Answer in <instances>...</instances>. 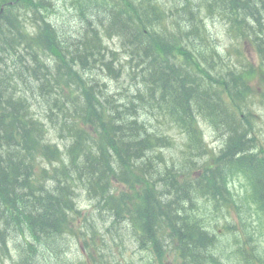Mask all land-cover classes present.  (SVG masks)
<instances>
[{"label":"trees","instance_id":"trees-1","mask_svg":"<svg viewBox=\"0 0 264 264\" xmlns=\"http://www.w3.org/2000/svg\"><path fill=\"white\" fill-rule=\"evenodd\" d=\"M21 1L27 2V4H21V6L16 4L8 7L0 15V19H2L0 23V224L7 229V232L3 231L5 229L0 230V246L4 249L6 242H8L9 245H19V237L23 236L25 238V234H33L37 246L47 247L50 245V248H52L55 242L49 241V235H51V232L56 234V229L58 230L57 232L67 229V221L65 219L63 220L62 217L70 207L74 208L79 204V199L81 198L78 197V194H83L89 199L96 200L95 204L103 206L104 214L111 218L110 227L107 226V228H105L106 221L99 225L96 218L92 219V226L88 227L86 232L82 233L84 237L87 236L85 242L87 244L90 243L88 247L92 251V261L95 264H110V262H108V256L110 254V248L113 247L112 239L119 243L125 242V236L119 233V229L115 228V225L123 221L127 222V225L135 234H137V231L139 232L137 235L140 236V242L142 244H145L146 247L154 244V247L160 250L162 255L170 253L172 250H177L172 243H169L164 248L160 245L159 239L166 236L164 225L167 227L168 223L171 226L170 231L173 234L184 233L186 237L190 238L189 240L191 242L192 238L196 239L197 242L201 241V245H187L183 249L177 250L182 255L184 263L209 264L211 262L210 258L212 257V252L216 249L217 242L211 239L213 233L207 232L201 227L200 221H204L207 215L204 212L203 216L197 209L192 212H185V210L186 204L192 201V195L198 190H201L202 192L200 194L203 195H210L212 197L221 196L220 174L217 170H211L209 173H215L216 179L214 178L215 176L213 179L207 177L203 180V185L200 187L196 185L193 172H182L186 174L188 184L192 185L189 191L188 185L184 182H180L181 177L175 165L166 166L167 159L162 151H160V157L158 159V163L161 162L165 164L162 170L153 172L152 166L148 162H135L134 164L127 162L133 155L130 150L132 147H136L140 150L148 146L151 147L152 145H162L161 148H167L168 146L167 139L163 137V135H158L160 136V140H157L155 138V133L153 134L154 138H147L145 131H141L139 135H137L138 132H135L128 134L126 137L120 136L119 133L126 134L133 127L136 128V125L131 121L128 114L123 113L120 115V112L123 110L120 105L110 107V112L113 113L114 116L112 120L114 121H111V124L104 127L106 142L96 145V141L92 142V144L87 141H80L77 145L73 146L71 151L66 155L71 165H59L58 158L61 149L67 144H70L67 137L75 135L72 131L73 128L71 127L69 129L68 136L66 135V129H63L64 132L62 131L60 137L47 140V127L33 121L29 117L30 113L27 111V106L34 103L41 106L44 111L47 103V109L49 110L48 102L45 100H47L48 97H60L61 101L72 108L75 114L78 111H84V117H87L89 122L90 119L87 113H89L94 102L97 100L94 93L95 90L93 91L92 87L85 84V79L78 71L73 69V60L66 59L65 53H72L70 50V46H73V44H70L71 41H65L67 49L69 50H64L60 43L56 45L54 39H50V37L47 38L49 32L56 30L55 23L46 18V15L43 14L44 11L51 10L53 6L52 2L50 0H36L35 4L38 8L43 10L42 12L33 4V1ZM81 1L82 0H78V2ZM255 1L256 4L254 8L249 6L251 0H184L182 4L174 5V13L178 17L190 15L191 18L194 12H196V15L201 11H205L208 15L220 12L223 20L227 21L229 15L233 17L231 25L237 30L243 27H248V29H250V25L248 24L250 20H252L254 25L260 26L259 17L256 15L257 11L260 9L264 12V0ZM4 2L5 0H0V6L4 4ZM140 2L147 3V8L143 6L137 8L133 5H129V0H84L79 5V12L83 16H91L94 18V21L93 18H91L87 22V29H85L84 33L93 34L94 40L92 41L91 48L95 50L96 48L98 49L99 44L103 43L99 41L98 27L102 25L107 35L113 33L110 28L119 29L115 32L116 35L128 38L130 36L132 38V42L128 44L129 47H136L138 49L139 46H142L141 52L134 54L138 60L132 57L135 64L138 66L142 60L143 64H146L147 61L150 68V61L153 55L156 54V51L159 52L165 61L164 65L169 69L172 68V72L163 70L156 74L154 86H149V92L146 97L151 95L155 98L158 93H163L162 97L166 99L164 93L171 92V98L175 96L177 89L179 90L181 85L182 87L186 88L187 86L189 88L193 81L202 78V75L200 71L195 68L188 69V60H190L192 54V52H189L188 47L183 45L176 38L172 42V40L169 39L172 35H166L164 31L159 32V26L157 25L155 27L154 21L149 19L151 18V14L156 11L153 0H141ZM117 9H119L120 12L117 13L115 11ZM144 10L148 12V15L141 20L138 19L139 16L143 14ZM120 18L125 20L127 26L124 23H119ZM4 19L8 20L6 21ZM28 21L33 22L36 26L34 32L36 35L33 39L24 36L23 30L16 31L17 26L26 28L25 22ZM111 22L112 24L110 26ZM106 23L108 24L106 25ZM116 23H119V25L117 26ZM148 24L154 25H150L147 29L146 25ZM153 27H155V29H153ZM40 28H43V31L40 30ZM95 30L97 35L94 32ZM198 33L201 34L195 22L194 31H191L185 36L194 38ZM183 34L184 33H178L179 36ZM16 38L19 39L18 44L24 42L27 48H29V46L25 42L26 39L32 40L30 42L31 45H34V47L38 48L43 53H52L55 57V62L54 65L50 67V70L52 69L58 72L64 69V73L57 77L54 76L56 80L54 79L53 81H51V77V79L48 80L45 78L51 75L49 71L43 74L45 80H39V76L32 73L27 74L25 77L27 62L24 58L21 59L19 53L16 54L17 52L12 49V44H14ZM78 45L81 46L82 50L76 47L75 54H72L79 59L80 67L84 69V67H87L88 59L92 58L93 55H88L89 51H86L87 45ZM257 50L264 59V42H259ZM5 53H8V58H6V60H8L7 63L5 58H2ZM32 62L36 68H39V65H37L34 60ZM40 68L44 70L42 66H40ZM105 68L110 74L115 71V68L110 69L109 66H105ZM148 73L150 75L152 74V72ZM2 76L3 78H1ZM163 79L168 81L166 85H163L161 82ZM30 80H33L34 84L39 80L37 83L38 89L35 88L33 91L32 94L35 95L30 94L31 96L29 98L28 96L23 97L24 94L30 90L27 88V84L30 83ZM183 81L184 83H182ZM230 90L232 91L233 88L231 87ZM81 91L84 93L80 94ZM101 92L105 94L104 90ZM74 93H76V95H74ZM46 96L47 98L44 99ZM197 97L202 98V95L198 94ZM27 98L30 100L28 101ZM64 98L66 101H64ZM173 99H176L173 100L174 103H178L177 98L173 97ZM209 100L212 99L209 98ZM83 103L84 105L82 108L81 105ZM53 106V109H55L58 115L60 112L58 100L55 101ZM199 107L198 110H200ZM132 108L133 106L131 109ZM172 112L181 119V124L186 123L190 126V131L193 134L194 119L192 112L190 111V116L187 119L183 118L182 111L179 109L174 108V110H170V114ZM119 119L121 124H116L115 121ZM48 120L52 128L55 119L49 115ZM113 122L115 125H113ZM242 128L243 125L241 122L221 113V132L222 134L225 133V136L233 138L230 141L231 153H243L240 155L242 158L236 160V163L241 166L248 165L247 169H249L252 174H255L253 182L256 199L260 210L264 213V176L257 174V172L260 174L264 173V158L257 157V154H245L248 149H251L252 144L251 140H243V136L239 135ZM136 130L139 129L136 128ZM228 132L231 133L229 134ZM43 140L45 141L43 142ZM162 141L164 142L162 143ZM110 142L111 145H108ZM41 151L43 154L42 157L48 158L53 171L52 175H49L51 173V171H49L48 175H45L47 176L46 178H44L45 176L43 177L36 174L37 171L28 163L34 153ZM79 152H83V159ZM231 153L226 154V159ZM111 155H113L115 159L123 161L122 164L112 162L113 158ZM124 167H131V171L122 182L127 184L132 178L133 180L130 184V188L134 192L121 196L119 194L117 196L114 195V192L106 188L103 190L104 177L109 172L116 170V172L122 174L124 173ZM150 172L153 176L150 175ZM42 178H44L43 181H41ZM139 183H142L143 187L136 190L135 186ZM158 186L162 188L160 191L156 189ZM37 190L40 191L35 195L33 192ZM47 210H52L55 215L59 216V220L54 223L56 229H54V226L52 228V225H48L41 220ZM102 217L101 215L100 218ZM177 218L180 220L179 226L176 225V222L179 221ZM10 232L17 234V237H11L12 239L10 237L7 238ZM112 233H115L114 236ZM105 236L108 238L104 239ZM25 251H27L28 254H32L37 253L38 250L35 245H28ZM46 260L47 262H51L57 259L49 257ZM254 260L255 259L252 257L251 261L253 262ZM258 260L264 264V258L262 259L260 257Z\"/></svg>","mask_w":264,"mask_h":264},{"label":"rangeland","instance_id":"rangeland-1","mask_svg":"<svg viewBox=\"0 0 264 264\" xmlns=\"http://www.w3.org/2000/svg\"><path fill=\"white\" fill-rule=\"evenodd\" d=\"M49 1V0H48ZM52 2V8L51 10L53 11V9H55V11H53V13H51V15L49 16L48 19H50L51 21H53V23H55L56 25V30H52V32H49L47 34V38L50 37V39H56V38H70L71 42L70 44H73V46H70V50L72 53L75 54V49L76 47H79V50L81 48L80 45H87V50L86 51H90L91 50V44L92 41L94 40L93 38V34H89V33H84V24L79 21V19L76 16V12L73 13L72 9L69 10L71 7L68 4V2H66L65 0H54V3L52 0H50ZM19 4L21 6V4H27V2H20V3H16ZM33 4L37 7V5L35 4V1H33ZM134 7H140V3H136L133 2ZM255 4L256 1L255 0H251V4L249 5L250 7H254L255 8ZM38 8V7H37ZM67 8V9H66ZM69 8V9H68ZM40 11L43 12V10H41L40 8H38ZM117 13L120 12L119 9L115 10ZM43 14H45L43 12ZM46 15V14H45ZM218 15V14H216ZM256 15L259 17V23H260V29L257 30L256 26L253 24L252 21H250L248 24L250 25V29H246L245 27H243V29H241L239 31V33L236 34H231L229 35V33L226 31L225 27L229 29L230 26H224L220 21L216 20V19H209L208 20V24H207V29H208V40H209V44H207V46L209 48H212V46H218V52L221 54V56L219 58H216L212 52L210 51L208 53V50H206V48H203L201 46H196L197 42L200 41L201 34L198 33L197 36H194V38H187V37H182L183 41H187V42H193L195 46H191L188 48L189 52H192L193 54H195L197 56V58H200L202 60L205 61L206 64L211 63L213 61V63L210 66V70L212 71V73H214V77L215 78H219L220 79V86H219V90L223 93H227L231 96V99L234 103H236V106H242V105H246V108L248 109V112H244V113H249L252 112V114L255 117V126L253 129V132L257 133L259 132L261 135V139H259L258 145L260 147H264V77L260 76L258 73H256L254 71V68L256 67H260V61L258 59V56L255 53V45H254V37H257L259 40H261L262 42H264V12L263 10H258ZM93 18V17H92ZM233 19V18H232ZM4 20H8V19H4ZM94 21V18H93ZM210 22V23H209ZM212 22V23H211ZM120 24L124 23L125 24V20L123 18H120L119 21ZM119 23H116V25L118 26ZM108 23H106L107 25ZM112 23H110L111 25ZM126 25V24H125ZM127 26V25H126ZM187 26V27H186ZM98 32L99 35L101 34L102 38L105 35V32H103V27L102 25L100 27H98ZM245 28V29H244ZM94 29V28H93ZM190 29V22L188 21V17L186 18V20L179 26V28H177V34L178 33H183V32H188ZM22 27H16V31H21ZM40 30L43 31V28H40ZM119 29L117 28H113V32L115 33L116 31H118ZM248 30V32L246 31ZM179 31V32H178ZM253 32L252 35H250L249 32ZM97 35L96 30L94 31ZM240 32H244V33H240ZM246 33V34H245ZM249 33V34H247ZM40 34V33H39ZM36 35V33L34 35H28L30 37H34ZM105 40V39H104ZM19 39L16 38L14 44H12V49L14 51H16L19 55L21 56V59L24 58L25 61L27 62L28 65L27 68V72L25 73V77L27 76V74L32 73V74H36L37 76H39V80L40 79H44L47 78L51 79V81H53L55 79V77L60 76L61 74L64 73V69L55 72L52 69L49 71V73H51V75L47 76L44 78L43 73L45 70H43L42 68H40V70H37V68H35V65L33 64V60L35 61H42L45 60V62H51L52 65H54L55 62V57L49 53H43L41 50H39L38 48H35L34 45H31V41L32 40H25V42L28 44L29 49L34 48V50L37 51L36 54V58H31L34 57L35 55H33L31 52L28 51H22V48H25L24 44H18ZM100 47H107L106 45H108L110 48H112V45L109 43H106V40L104 41L103 44H99ZM203 46V45H202ZM199 49V50H198ZM69 50V49H67ZM215 55H217V53H215ZM121 56V55H120ZM11 57V55H10ZM9 57V59H10ZM2 58H8V53L3 54ZM95 60V56L93 58ZM115 71L116 73H118L119 71H127L129 74V80L130 83L128 85V93L133 95V99L135 102H133V108L130 109V107L128 106V108L126 109V106L123 105V101L126 99V93H124V88L126 86V82L123 80V78L120 77H113L110 74H108L104 69L101 70V73L99 75H97L96 71L97 69H99V63L98 64H91L88 63V66L86 68V70L88 71L86 73V76H88V74L90 72L93 73V75L91 77L98 79L100 76H103L105 73L107 74V76L109 78H104L101 79L100 82H93L94 84V90L98 92V94H100V89L103 88V90H105V94L103 96L107 97V100H105L106 102L108 101H112V99L108 96H110L108 94V91L110 93L113 92V90H117L119 93H122V96L120 97V99L118 100V103L115 104L114 101L113 104L118 106L121 105L122 107V111L120 112V115H122L123 113H126L130 116L131 121L136 125L135 127L138 128L139 130H136V128H132L129 132H127L126 134L123 133H119L120 136L122 137H126L128 134L130 133H135L138 132L137 135H139L141 133V131H145V134L147 135V138H154V133H155V138L157 140H160V136H158V133H163L161 129H158L155 127L154 123L152 122V120L154 119V117L156 116L154 111L151 109L152 107V98L151 97H146V94H144L143 91H147L149 92V86L151 87L156 79V69L157 66L153 63H151L150 61V68L149 70H146L145 72H152L150 77L147 78H143L142 73L139 71V66L138 65H134L132 66H125V64L120 63L118 60L115 62ZM147 61L146 64H143L141 67L147 68ZM48 65H50V63H47ZM118 65V66H117ZM251 66V68L249 67ZM46 67V66H45ZM124 67V69H122ZM93 69V70H92ZM245 69H251L252 74H251V78L248 80L247 78V74L250 75L249 73L246 74V72L248 70ZM147 72V73H148ZM227 72H230L229 76L226 78L225 74ZM96 73V74H94ZM104 73V74H103ZM184 73V72H183ZM55 76V77H54ZM242 76L244 82H247L248 87H250L251 90H254L255 93L251 92L252 94H255L252 98H247V96L241 94L239 88L243 87L244 82L240 83V84H236L234 83L235 78ZM51 77V78H50ZM39 80L37 81V83L39 82ZM56 80V79H55ZM33 80H30V83L27 84V88L30 89L28 92H26L27 95H24L23 97H27L28 98L31 96L30 94L33 93V91L36 89H38L37 83H33ZM207 77L203 76L202 78L199 79H195L193 81V83L190 85L189 89L193 88V91L191 94H195L198 95L201 93H203L204 95H207V93H213L214 95H216L215 92H213L212 90L214 89L212 87V90L210 89L211 87H209L208 83H207ZM184 83V81L182 82ZM87 84H89V81H87ZM105 84V86L103 85ZM127 87V86H126ZM233 88V90L231 91L230 88ZM187 88L188 87H180L179 90H177V93L175 94V96H173L174 98H177V102H175L178 106H179V110L182 111L183 114V118L187 119L190 116V110H194V100L189 98V95L187 93ZM102 91V89H101ZM84 92L81 91L80 94H83ZM104 93V92H103ZM172 93L168 92V93H164L165 97H166V102L165 103H169V105L171 104V102L173 100V97L170 98V95ZM35 95V94H32ZM151 96V95H150ZM212 97V96H209ZM242 97V98H241ZM46 97H44V99H46ZM213 98V97H212ZM235 98V99H234ZM239 99V100H238ZM30 99H28L29 101ZM58 100V106L60 107V112H63L66 107L64 106V102L61 101L59 99V97L57 98H53V97H48L47 101L48 105H49V110L44 111L47 114L51 115L54 119L57 117V113L55 112V109H53V105L55 103V101ZM155 101H157L154 98ZM64 101H66V99L64 98ZM246 101H248V104L246 103ZM43 104V102H42ZM84 105V103L81 105V107ZM181 107V109H180ZM83 108V107H82ZM129 109V110H128ZM100 109L96 108L95 109V118H101L100 117V113H99ZM231 112H235V109L233 108V106H231L230 109ZM200 112L202 113V115H208L209 112L201 109L200 108ZM65 113V112H64ZM229 117V116H228ZM213 119V118H212ZM208 120L207 117L203 118V121L201 122V126L203 127V145L206 146L208 145V147L212 148V152H210V154H216L219 150L218 147H220V144L222 142V139L226 140V136L222 135L220 132H214L212 128H209L207 125V121ZM72 122V120L68 117H61L60 118V128L61 129H66V135H69V129L72 127V125L70 124ZM126 122V121H123ZM242 122V121H240ZM116 124H121L120 119L115 121ZM115 123L113 122V125H115ZM123 124V123H122ZM242 131V130H241ZM172 136L178 141L180 140V136L178 135L177 132H173ZM216 136V137H215ZM161 143V142H158ZM59 144V143H58ZM108 145H111V142L108 143ZM107 145V146H108ZM150 145V144H149ZM67 149L69 151H71L72 149V145L71 144H67L66 145ZM63 150V149H62ZM131 152L133 153V155L130 157V159L127 161L130 164H134L135 162H148L150 163V165L152 166V170L153 172L157 171V170H162L163 166L165 164L159 162L158 163V159L160 157V153L158 154V152H160L158 149H156V147L154 145H152L151 147H147V148H142L140 150H138L136 147H132L130 148ZM163 155L166 157L167 159V167H169L170 165H172L173 163H170V161L168 160L169 157H178L182 151V148L175 144L169 147H163L161 149ZM113 158L112 162H117L120 164L121 160L115 159L113 157V155H111ZM59 159V158H58ZM110 160V159H109ZM42 166H46L45 164H42ZM258 175L260 176H264L263 174H260L259 172H257ZM151 175V172H150ZM153 176V175H151ZM47 176H45L44 178H46ZM44 178L41 179V181L44 180ZM241 183H243V185L245 184L243 181H241ZM245 188H243V190L241 192H239V194H243ZM82 197L86 198L83 194H81ZM80 197L82 200L83 198ZM58 198L60 199V197L58 196ZM228 204H230V202H228ZM187 211L188 212H192L195 209L191 208V206L189 205V203L187 204ZM231 206V204H230ZM230 206L223 208V211H221V209H219L216 212H212L210 210H208L206 207H201L199 209H197L199 212H201L202 214L205 212L206 213V218L204 219V221H200L201 223V227H203L205 229V223L209 220V222H211L212 225L206 226L208 232L213 233V237L215 238V241L218 242L217 237L219 239H221V248H220V253H221V260H224V258L230 256L232 254V250L234 247V243L232 242L233 237L235 236L234 234H232L230 231H225L224 230V226H234V233L236 234V229L238 227V229H241L238 226V221L240 216H242L245 213V207H247V204L245 206H243V208H241L240 211H237L235 213V215H231L230 212ZM55 208V206H54ZM101 213H103L101 211ZM48 215V216H47ZM105 217V214L103 215ZM204 216V214H203ZM212 216V217H211ZM97 218L96 220H98V224L99 223H103L106 221L105 225H108L111 223V220L107 218ZM43 222L47 223L48 225H53L54 223H56L59 220V216L54 214V211L52 210H47L44 214V216L41 219ZM103 220V221H102ZM100 225V224H99ZM123 225V226H122ZM176 225H180V221L176 222ZM56 226V225H55ZM54 226V229H56V227ZM117 229L121 230V232H124L126 234V230L129 231V233H131V228L127 225V223L121 224ZM56 234L51 232V235H49V241L51 242H55V245H53V248L59 249L61 246H65V244H63L62 242V238L59 235V232H57L58 230L56 229ZM260 229L257 228L256 230V234H259ZM131 235V234H130ZM217 236V237H216ZM10 237H17V235H12ZM53 239V241H52ZM131 236L129 238H126V243L127 241L129 242V240H131ZM229 241L230 246L227 248L226 245V241ZM257 242L260 246L257 247L256 251L259 252L260 254L263 253L264 251V235L259 234L257 236ZM124 243V244H126ZM123 244V245H124ZM68 247H69V252L68 255H66L65 257L68 258L67 259V263L65 264H75L77 262V259L79 260L80 258V251L78 248V245L75 241H73V239L68 241ZM43 249V246L42 248ZM117 253L121 252V248L118 246L117 248H115ZM214 251V250H213ZM169 253L165 254L168 255ZM124 257H126V262H131L132 264H137L138 260L140 259L141 255L136 253L134 248L127 246L125 252L123 253ZM51 257V256H49ZM49 257H47L46 259H48ZM212 257H213V252H212ZM212 257L210 258V260H212ZM232 259L234 257H231ZM49 263H53V264H60V261L54 260L51 261Z\"/></svg>","mask_w":264,"mask_h":264},{"label":"bare ground","instance_id":"bare-ground-1","mask_svg":"<svg viewBox=\"0 0 264 264\" xmlns=\"http://www.w3.org/2000/svg\"><path fill=\"white\" fill-rule=\"evenodd\" d=\"M16 3L17 2H15L14 3V5H16ZM259 5V4H258ZM13 6V5H12ZM260 6V5H259ZM11 7V6H10ZM194 8H195V6H194ZM165 9V8H164ZM4 10L5 9H0V15L4 12ZM195 11V10H194ZM206 14V13H205ZM188 16V15H187ZM250 17V16H249ZM37 20V19H36ZM35 20V21H36ZM208 22V21H207ZM250 22V21H249ZM210 23V22H209ZM212 23V22H211ZM208 24V23H207ZM157 25H155V27H156ZM155 27H153V29H155ZM187 27V26H186ZM226 29V28H225ZM245 29V28H244ZM105 30V29H104ZM177 31V30H176ZM104 32V31H103ZM179 32V31H178ZM156 33V32H155ZM8 34V33H7ZM171 36V35H170ZM169 37V36H168ZM162 39V38H161ZM100 43V42H99ZM5 48V47H4ZM6 49V48H5ZM81 50V49H80ZM77 54V53H76ZM6 60V59H5ZM8 62V60H6V63ZM10 64V63H9ZM123 64V63H122ZM174 64V63H173ZM1 65V64H0ZM17 66H19V65H17ZM22 66V65H21ZM118 66V65H117ZM12 67V66H11ZM14 67V66H13ZM22 68H23V66H22ZM87 68V67H86ZM10 70V69H9ZM25 70V69H24ZM12 71V70H11ZM26 71V70H25ZM166 71V70H165ZM172 72V71H171ZM175 72V71H174ZM104 74V73H103ZM190 74V73H189ZM16 75V74H15ZM174 75V74H173ZM184 76V75H183ZM169 77V76H168ZM180 77V76H179ZM191 77V76H190ZM1 78H3V76L1 77ZM5 78V77H4ZM179 79V78H178ZM23 80V79H22ZM16 81V80H15ZM20 81V80H19ZM171 81V80H170ZM3 82V81H2ZM168 82V81H167ZM34 83V82H33ZM175 83V82H174ZM170 85H171V83H170ZM187 87V86H186ZM6 88V87H5ZM21 88V87H20ZM171 89V88H170ZM103 90V89H102ZM178 90V89H177ZM105 91V90H104ZM170 91V90H169ZM8 94V93H7ZM149 98V97H148ZM242 98V97H241ZM120 99V98H119ZM235 99V98H234ZM239 100V99H238ZM21 107V106H20ZM117 109V108H116ZM119 109V108H118ZM112 110V109H111ZM129 110V109H128ZM21 130V129H20ZM228 131V130H227ZM238 131V130H237ZM236 131V132H237ZM35 132V131H34ZM64 132V131H63ZM229 133V132H228ZM231 133V132H230ZM229 133V134H230ZM225 134V133H224ZM66 137V136H65ZM118 137V136H117ZM117 139V138H116ZM119 139V138H118ZM65 141H67V140H65ZM47 142V141H46ZM49 143V142H48ZM61 149V148H60ZM108 149V148H107ZM97 151V150H96ZM110 151V150H109ZM111 152V151H110ZM87 153V152H86ZM122 153V152H121ZM81 159V158H80ZM95 166V165H94ZM103 167V166H102ZM100 168V167H99ZM90 170V169H89ZM116 170V169H115ZM117 171V170H116ZM99 172V171H98ZM86 174V173H85ZM163 174V173H162ZM61 175V174H60ZM88 175V174H87ZM74 176V175H73ZM83 176V175H82ZM62 178V177H61ZM52 180V179H51ZM68 181V180H67ZM32 182V181H31ZM88 184V183H87ZM10 185V184H9ZM1 187V186H0ZM51 187V186H50ZM82 187V186H81ZM170 187V186H169ZM63 188V187H62ZM203 188V187H202ZM65 189V188H64ZM51 190V189H50ZM2 191V190H1ZM14 192V191H13ZM63 192V191H62ZM43 194V193H42ZM73 194V193H72ZM171 195V194H170ZM71 196V195H70ZM75 196V195H74ZM78 197H80L79 195H78ZM85 197H86V199H89L86 195H85ZM9 198V197H8ZM157 198V197H156ZM184 198V197H183ZM7 199V198H6ZM73 199V198H72ZM92 200H94V199H92ZM184 200H185V198H184ZM80 201L81 200H79V203H80ZM19 203V202H18ZM31 203V202H30ZM38 203V202H37ZM94 203H96V200H94ZM179 204V203H178ZM39 205V204H38ZM26 206V205H25ZM187 204H186V208H187ZM33 208V207H32ZM168 208V207H167ZM37 209V208H36ZM107 210H108V208H107ZM184 210V209H183ZM187 211V209L185 210V212ZM32 212V211H31ZM34 212V211H33ZM26 214H27V211H26ZM30 214V213H29ZM33 214V213H32ZM28 215V214H27ZM30 216H31V214H30ZM48 216V215H47ZM136 216V215H135ZM1 217V216H0ZM104 217V216H103ZM99 218H100V216H99ZM104 218H109L108 216H106L105 215V217ZM97 219V218H96ZM106 219V220H107ZM111 219V218H110ZM98 221V220H97ZM103 221V220H102ZM102 223V222H101ZM101 223H99V224H101ZM5 225V224H4ZM54 226V225H53ZM113 226V225H112ZM123 226V225H122ZM110 227V226H109ZM113 228V227H112ZM51 229V228H50ZM116 230V229H115ZM111 231V230H110ZM117 231V230H116ZM119 231V230H118ZM117 231V232H118ZM132 231V230H131ZM177 231V230H176ZM54 232V231H53ZM112 232V231H111ZM112 234H114V233H112ZM60 235V234H59ZM146 235V234H145ZM199 235V234H198ZM11 238V237H10ZM12 239V238H11ZM46 240V239H45ZM203 243H205V242H203ZM195 248V247H194ZM194 251V250H193ZM186 252V251H185ZM190 253V252H189ZM196 253V252H195ZM201 260V259H200Z\"/></svg>","mask_w":264,"mask_h":264}]
</instances>
